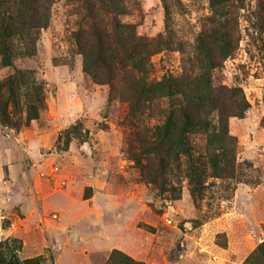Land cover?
Here are the masks:
<instances>
[{
  "label": "rangeland",
  "instance_id": "rangeland-1",
  "mask_svg": "<svg viewBox=\"0 0 264 264\" xmlns=\"http://www.w3.org/2000/svg\"><path fill=\"white\" fill-rule=\"evenodd\" d=\"M162 1L125 0L119 17L162 39L150 57L154 80L181 72L213 14L210 0H164L168 14ZM240 4L228 14L238 47L215 72L217 81L241 85L250 104L228 119L236 170L208 173L199 192L184 163L160 173L137 139L160 119L131 117L121 82L84 70L73 36L78 0L49 5L33 55L16 56L14 67L0 58V83L17 69L28 83L17 85L19 74L14 94L0 88V103L8 102V120H0V264H107L113 251L141 264H263L253 253L264 239V11L261 19L257 0ZM27 104L37 107L34 116Z\"/></svg>",
  "mask_w": 264,
  "mask_h": 264
},
{
  "label": "trees",
  "instance_id": "trees-1",
  "mask_svg": "<svg viewBox=\"0 0 264 264\" xmlns=\"http://www.w3.org/2000/svg\"><path fill=\"white\" fill-rule=\"evenodd\" d=\"M54 0H0V58L3 65L14 67L16 56L33 55L40 29L50 18L49 5ZM81 3L79 28L73 36L83 56L84 70L96 81L111 83L117 78L122 94L129 102L130 115L152 112L160 119L149 125L150 136L137 137L159 161L160 173L171 164L184 163L193 193L201 191L204 176H233L236 168L237 141L229 133L230 116H243L249 107L241 85L216 80L215 72L223 60L238 47L236 27L229 26V13L243 6L244 0H210L212 15L197 35L194 49L186 52L179 74L168 73L150 79L151 55L161 38L150 39L136 33L131 22L120 20L125 14V0H78ZM165 14L168 7L163 0ZM264 0H257L256 13L263 19ZM237 13V11H236ZM236 17H230L233 23ZM237 20V19H236ZM235 30V31H234ZM9 74L0 88L7 86L14 94V78L27 85L23 73ZM122 72L129 74L124 77ZM41 104L42 85L33 86ZM42 98V99H41ZM163 100L165 104L163 105ZM7 100L0 103V120L7 121ZM29 112L37 107L27 104ZM143 119V118H142ZM141 119V120H142ZM200 140L203 145L199 148ZM144 168V166H143ZM157 182V177H152ZM160 185H163L162 183ZM264 264V239L253 257ZM107 264H141L119 251H113Z\"/></svg>",
  "mask_w": 264,
  "mask_h": 264
},
{
  "label": "built area",
  "instance_id": "built-area-1",
  "mask_svg": "<svg viewBox=\"0 0 264 264\" xmlns=\"http://www.w3.org/2000/svg\"><path fill=\"white\" fill-rule=\"evenodd\" d=\"M56 215V214H54ZM4 217V213H0V239L2 238V225H1V219Z\"/></svg>",
  "mask_w": 264,
  "mask_h": 264
}]
</instances>
